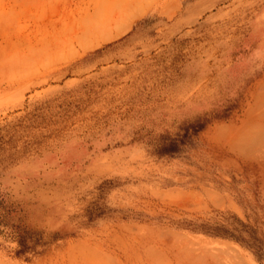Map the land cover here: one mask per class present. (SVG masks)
Returning a JSON list of instances; mask_svg holds the SVG:
<instances>
[{"label":"rangeland","instance_id":"1","mask_svg":"<svg viewBox=\"0 0 264 264\" xmlns=\"http://www.w3.org/2000/svg\"><path fill=\"white\" fill-rule=\"evenodd\" d=\"M46 1L0 48L87 4ZM117 2L112 40L0 59V264H196L212 240L264 264L263 190L214 136L264 74V0Z\"/></svg>","mask_w":264,"mask_h":264},{"label":"bare ground","instance_id":"2","mask_svg":"<svg viewBox=\"0 0 264 264\" xmlns=\"http://www.w3.org/2000/svg\"><path fill=\"white\" fill-rule=\"evenodd\" d=\"M79 1H81V0H78V2ZM42 2H43V0H0V27L9 26V25L11 26L15 22V19H17L18 15H19V17L23 16V10L22 9H26V8L29 9L31 7V10H32L33 9L32 7L36 5V8H38V6H40L39 8L41 9V7H42V10H43L42 13H45L44 11H46V9H44L45 6L43 4L45 2L47 3V1L45 0V2L43 4H42ZM50 2H51V0L48 1V6L50 5L49 4ZM81 2L83 3V2H85V0H82ZM75 3L76 2H74V4ZM86 3L87 4L85 6L79 5L76 8L73 7L74 9L69 10V12H63L60 15L58 14V18L55 20H54V18H53V20H51V18H49L50 21H47L46 17H45V14L47 12L45 14H43L42 16H40V14L39 15L37 14L38 16H40L42 18L45 17L44 19L47 21L46 23H43L44 24V25H42L43 29L38 31L39 34L36 35L37 32H34L35 31L34 29H32L31 33H28V31L33 27H31L30 29L28 28L29 30L25 34L28 33V34H30V36L28 35L29 37L26 40L27 41L25 43L26 45H24V46H26L24 48V50L21 48V50L14 51V48L13 49H6V47L0 48V59L1 60L6 59V58H9V59L10 58H16V59L26 58L27 59V58H30L31 55H36L37 53L40 55H42V54L47 55V54H54V53L59 54L60 52L66 53V50L68 51V50L72 49V47L70 45H72L74 43H77L81 47H84V46L88 47L89 46V47L93 48V47H96L98 45H101L105 41L112 40V39L116 38L122 32H124L125 30L130 28L134 18H136L135 16L137 15L136 14V15L128 18L127 20H125L121 29L118 32L117 31L114 32V31H110L109 29H110L111 24H113L115 17L112 14L108 15V13H110L109 10L110 11L113 10V8H112L113 6L114 7L117 5L119 6V3L117 2V0H86ZM69 4H70V1H69ZM79 4H80V2H79ZM131 6H132V4L126 2V4L123 3L121 8H127V7L131 8ZM147 6H148L147 4L140 2V3H137V5L133 7V9L135 10V12L141 13V12L145 11ZM36 8L33 9V10H35L34 12H36ZM69 9H70V7H69ZM58 11H59V9H58ZM62 11H64V10H62ZM34 12H32V15ZM20 13H22V15H20ZM26 13H27V10H26ZM50 13L51 12L47 13V15L49 14L51 16L52 14H50ZM28 14H29V17H31V11H29ZM25 15H27V14H25ZM38 16H36V17L34 16V17L37 18ZM40 17L38 18L39 21L42 20V18L40 19ZM26 18H27V16L25 17V19ZM27 20H30V19H27ZM17 23H16V25H19ZM41 24H42V21L39 25H41ZM6 28H9V27H6ZM0 30H1V28H0ZM14 30H16V29H14ZM19 32L20 31L18 30V35L20 34ZM31 34H32V36H31ZM6 36H5V38H6ZM11 38H13V37H11ZM1 45H3V44H1ZM87 47H84V48H87ZM260 51H262V50H260ZM39 52H41V53H39ZM247 56H249V55H247ZM252 56L250 53V57H252ZM255 56L256 55H254V57ZM262 61H264V59ZM249 93H250L249 94L250 95V101H249V103L247 102L248 107L245 110V112L243 113V117L241 119H239L240 120L239 123L236 120L237 123H234L233 125L230 124L233 121H231L229 123V125H231V126H227L226 124H221V125L218 124V126H219L218 127V134H216V133H213V134H216L214 136H216L215 138H217L218 142L221 141V142H223V145L226 144L228 146L230 151L234 154V156H236L235 159L240 160L241 165H237L239 167L238 169L240 171H243L245 169V167L251 169V173H250L251 178H253L254 180L259 182L260 189L263 190L262 195L264 196V74L262 75V77L260 79H258L256 81L251 92H249ZM247 100H249V99H247ZM243 109H245V108H243ZM221 126L222 127L224 126V128H222ZM225 126H227V127H225ZM217 141L214 140V142H217ZM218 145H219V143H218ZM218 145H217V147H218ZM215 146H213V147H215ZM229 149H227V150H229ZM223 151H224V149H223ZM242 165L244 166V169H243ZM249 180H250V178H249ZM253 183L256 185L255 182H253ZM251 192H249V193H251ZM206 193H208V192H206ZM208 195L209 196L213 195V196H211L210 200H212V197L216 196L215 193L210 192V191H209ZM216 197H217V199L220 198L218 200H221V201L224 200L221 198V196H216ZM215 199L216 198H214V200ZM257 199H258V197H257ZM214 200H212V201H214ZM218 200H217V202H220ZM231 201H233V200L231 199ZM231 201H230L229 205L232 206L233 208H235L237 211L241 212L239 210V208L237 206H235V204ZM247 201H249V200L247 199ZM254 202L255 201H253L252 203H254ZM262 202L264 205V200ZM263 218H264V216H263ZM252 220L255 221V219H252ZM262 222H263L262 225H260L261 231L264 230V219H262ZM254 226H255V224H254ZM253 228L254 227H252V229ZM255 228H257V227L255 226ZM260 229H258V230H260ZM190 241L193 242V240H190ZM192 242H190L189 244L191 245ZM186 244H187V242H186ZM196 246H197V244H196ZM196 246L193 245V247L192 246H190V247L194 248ZM194 249L195 250L197 249V250L196 251H190L189 250L188 252H195V254H193V256H191L192 254H190V258L188 257L189 255L187 257L189 259H192L191 257H193L194 260L197 262V263L195 262L196 264H208V263L209 264H258L256 262L255 258L250 254V252L245 251L244 249L240 248L239 246H237L231 242H227V241L221 242L219 240H212L209 243H204V242L199 241L198 247H196ZM187 261H188V259H187ZM191 263L192 262L190 261V264Z\"/></svg>","mask_w":264,"mask_h":264}]
</instances>
